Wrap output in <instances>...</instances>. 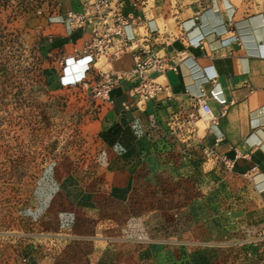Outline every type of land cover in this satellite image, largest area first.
<instances>
[{"label":"rangeland","instance_id":"rangeland-1","mask_svg":"<svg viewBox=\"0 0 264 264\" xmlns=\"http://www.w3.org/2000/svg\"><path fill=\"white\" fill-rule=\"evenodd\" d=\"M70 6L69 0H0V264L111 263L148 244L116 239L128 215L143 214L145 199L153 210L151 239L177 241L170 243L173 256L146 263L264 264V225L239 223V203L217 161L186 162L150 194H114L108 178L94 177L97 137H127L128 130L106 114L111 104L61 82L64 51H52L49 25L61 23L50 17ZM65 158L90 173L79 200L105 205L80 229L71 226L65 187L53 176ZM127 228L129 236L143 233ZM188 251L196 253L185 257Z\"/></svg>","mask_w":264,"mask_h":264},{"label":"crops","instance_id":"crops-1","mask_svg":"<svg viewBox=\"0 0 264 264\" xmlns=\"http://www.w3.org/2000/svg\"><path fill=\"white\" fill-rule=\"evenodd\" d=\"M69 1L71 6L59 15L79 9L83 0ZM136 1L138 7L133 5ZM131 11L136 17L126 28L128 35L142 41L157 29L154 43L160 54L174 50L182 57L176 70L158 77L165 88L140 106L129 94L132 82L112 91L114 103L106 114L124 125L128 135L97 137L94 177L108 178L114 194H150L161 177L170 172L175 176L186 162L209 157L225 168L223 179H228L239 203L235 208L239 223L264 225V0H127L125 13ZM49 27L55 28L52 51L63 48L64 55H70L73 45L82 40L81 30L71 32L64 23ZM132 65L131 51L113 63L118 69ZM202 100L218 116L216 122L201 117ZM225 157L233 161L231 169L226 168ZM71 161L65 158L57 163L53 176L65 187L71 226L80 229L94 218L93 209L98 213L105 205L96 202L91 207L79 200L90 173L75 170ZM143 205V214L127 216L116 239L148 244L108 264H148L144 258L173 256L170 243L177 241L151 239L152 205L146 199ZM132 225L142 227L143 233L139 229L127 235ZM199 242L191 241L192 249Z\"/></svg>","mask_w":264,"mask_h":264},{"label":"built area","instance_id":"built-area-1","mask_svg":"<svg viewBox=\"0 0 264 264\" xmlns=\"http://www.w3.org/2000/svg\"><path fill=\"white\" fill-rule=\"evenodd\" d=\"M127 0H83L79 9H68L64 14L51 16V22L66 24L71 32L81 30L82 40L73 45L72 53L59 58L62 67L61 82L67 86H81L88 89L93 98L109 104L114 103L112 91L125 82H132L129 89L131 97L136 98L138 106L158 95L165 85L158 80L169 69H177L180 56L172 50L160 54L156 49L153 29L144 40H135L126 32L127 26L135 19V11L125 13ZM137 1L133 3L138 7ZM49 36L52 38L54 32ZM133 52V65L127 69L113 66L116 60L127 52ZM84 62L79 76L66 80L71 61ZM125 108H129L124 103ZM201 117L216 122L211 107L205 100L201 102ZM225 113V110L222 114ZM210 152V151H209ZM225 159V166L232 168L233 161Z\"/></svg>","mask_w":264,"mask_h":264},{"label":"bare ground","instance_id":"bare-ground-1","mask_svg":"<svg viewBox=\"0 0 264 264\" xmlns=\"http://www.w3.org/2000/svg\"><path fill=\"white\" fill-rule=\"evenodd\" d=\"M84 68V62H77L76 60L71 61L70 66L67 69V75L65 77H76L79 76L82 69Z\"/></svg>","mask_w":264,"mask_h":264}]
</instances>
